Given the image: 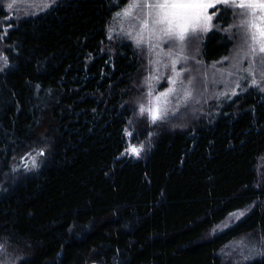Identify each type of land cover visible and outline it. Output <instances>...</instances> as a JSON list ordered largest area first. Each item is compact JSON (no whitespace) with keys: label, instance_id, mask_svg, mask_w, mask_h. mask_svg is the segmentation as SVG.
Returning a JSON list of instances; mask_svg holds the SVG:
<instances>
[{"label":"trees","instance_id":"1","mask_svg":"<svg viewBox=\"0 0 264 264\" xmlns=\"http://www.w3.org/2000/svg\"><path fill=\"white\" fill-rule=\"evenodd\" d=\"M129 1L55 0L5 25L0 2V264H232L222 253L242 240L258 257L233 264H264V94L187 129L150 121L146 45L112 20ZM205 2L215 61L242 15Z\"/></svg>","mask_w":264,"mask_h":264},{"label":"rangeland","instance_id":"2","mask_svg":"<svg viewBox=\"0 0 264 264\" xmlns=\"http://www.w3.org/2000/svg\"><path fill=\"white\" fill-rule=\"evenodd\" d=\"M52 1L55 0H0L8 13V18L3 24H7L13 18L21 20L37 16ZM153 2L154 0H130L112 18L114 25L120 27L118 34L133 43L141 40L146 45L145 54L149 61L150 78L144 79L148 92L146 97L144 95L145 103L142 107L153 111L158 108L161 118L165 115H175L178 120L175 124L169 123L171 130L187 129V123L199 121L197 116H201L204 123L211 118L213 110L210 113L205 110L213 107L218 109L225 102L229 103L237 95L247 92L252 87L257 86L264 94V63L261 62L264 54L259 53L257 47L255 53L252 51L253 41L245 25V21L251 17L242 16L241 21H236L232 28L220 30L221 34L228 36L235 44L222 58L210 61L202 53L203 38L199 34L200 30L190 32L183 41H180L164 35L159 30L161 27L159 25L152 29L150 21L149 28L144 27L148 17L147 9H143V5ZM132 5L140 7H136L129 15H124ZM236 26L241 35L234 37L231 29ZM207 29L210 30V24ZM189 76H193L194 79L190 80ZM147 112L149 120L153 121L152 113ZM166 122L169 121H164ZM129 125L126 138V141L129 140L128 143L131 142L133 132L132 125ZM41 160V155L34 152V155L30 154L22 159L18 167L28 172L26 173L28 175L31 174L30 170L37 172ZM222 255L223 260H228L232 264L244 263L258 257L255 246L246 240L230 243ZM11 260L12 258H8L6 263Z\"/></svg>","mask_w":264,"mask_h":264},{"label":"snow or ice","instance_id":"3","mask_svg":"<svg viewBox=\"0 0 264 264\" xmlns=\"http://www.w3.org/2000/svg\"><path fill=\"white\" fill-rule=\"evenodd\" d=\"M223 2L228 7L240 9L238 15L251 17L250 20L245 21V25L253 41L252 51L255 53L258 46L259 53L264 54V0H223ZM136 7L140 5H132L124 15H129ZM214 7V3H208L205 0H154L153 3L143 5V9H147L148 17L144 27L149 28L150 21L152 29L159 25L161 26L159 30L164 35L183 41L190 32L207 30L208 22L212 19L210 15H207V9ZM140 42V40L137 41V43ZM261 62L264 63V58ZM145 111L152 113L153 122L161 118L158 108L153 111L142 107L141 112ZM132 151L138 154L137 149L133 148ZM2 247L0 245V250Z\"/></svg>","mask_w":264,"mask_h":264},{"label":"bare ground","instance_id":"4","mask_svg":"<svg viewBox=\"0 0 264 264\" xmlns=\"http://www.w3.org/2000/svg\"><path fill=\"white\" fill-rule=\"evenodd\" d=\"M119 3V2H118ZM168 111V110H167Z\"/></svg>","mask_w":264,"mask_h":264}]
</instances>
